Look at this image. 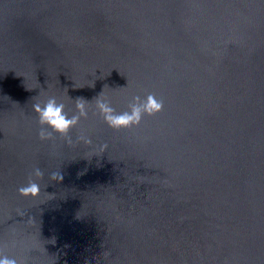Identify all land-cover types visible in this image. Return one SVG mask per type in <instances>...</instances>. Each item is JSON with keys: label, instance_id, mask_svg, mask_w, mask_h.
Masks as SVG:
<instances>
[{"label": "water", "instance_id": "95a60500", "mask_svg": "<svg viewBox=\"0 0 264 264\" xmlns=\"http://www.w3.org/2000/svg\"><path fill=\"white\" fill-rule=\"evenodd\" d=\"M148 92L164 107L139 126L95 107ZM49 95L89 104L72 144L39 137L32 105ZM37 166L39 196L22 195ZM0 251L264 264V0H0Z\"/></svg>", "mask_w": 264, "mask_h": 264}, {"label": "clouds", "instance_id": "9594fccd", "mask_svg": "<svg viewBox=\"0 0 264 264\" xmlns=\"http://www.w3.org/2000/svg\"><path fill=\"white\" fill-rule=\"evenodd\" d=\"M77 111L69 114L65 110L63 101L58 100L56 95H49L43 101L37 100L32 105L33 111L37 114L39 124L41 127L38 134L41 140H47L53 137L55 133L63 136L67 143L72 144L73 138L69 135L70 130L79 124L81 117L88 115L89 104L82 98L75 101ZM96 110L107 122V124L114 128H130L139 126L141 121L146 115H155L163 110L164 100L157 97L153 92H148L146 96L134 95L128 101L127 108L123 111H117L113 106L111 100L101 93L95 101ZM75 142H83L84 144L91 145L93 143L92 137L87 135L86 132L81 133L75 138ZM106 147V145L102 146ZM42 177L44 171L40 167H35L33 172L30 173L29 182L19 186L18 191L25 196L37 197L41 192L40 184L32 179V176ZM53 179L60 180L62 176L59 172L53 171L51 173ZM23 215V213H21ZM15 242H11L14 246ZM0 264H23L15 256H9L0 251Z\"/></svg>", "mask_w": 264, "mask_h": 264}]
</instances>
